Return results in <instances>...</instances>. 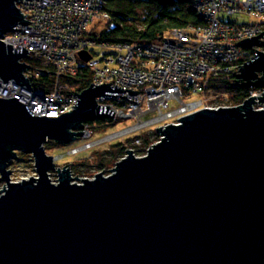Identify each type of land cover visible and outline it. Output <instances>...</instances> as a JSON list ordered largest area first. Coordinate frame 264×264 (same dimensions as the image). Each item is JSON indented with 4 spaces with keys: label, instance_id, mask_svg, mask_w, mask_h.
I'll use <instances>...</instances> for the list:
<instances>
[{
    "label": "water",
    "instance_id": "95a60500",
    "mask_svg": "<svg viewBox=\"0 0 264 264\" xmlns=\"http://www.w3.org/2000/svg\"><path fill=\"white\" fill-rule=\"evenodd\" d=\"M19 1L0 0V79L33 91L24 76L28 50L1 40L29 22ZM260 33L237 45H264ZM257 53L233 74L243 88L264 86V53ZM79 56L90 59L88 52ZM91 84L74 92L76 109L57 117L0 97V179L7 185L0 190V264H264V109L252 108L264 93L156 128L162 141L145 157L127 150L111 175L76 184L63 167L53 183L57 166L47 141L68 145L84 123L113 116L99 97L138 94ZM18 152L33 156L37 178L11 182L8 165Z\"/></svg>",
    "mask_w": 264,
    "mask_h": 264
},
{
    "label": "built area",
    "instance_id": "2783aa9c",
    "mask_svg": "<svg viewBox=\"0 0 264 264\" xmlns=\"http://www.w3.org/2000/svg\"><path fill=\"white\" fill-rule=\"evenodd\" d=\"M188 1L202 19V25L173 29L161 40L130 44L94 40L86 35L92 22L110 19L105 12L106 0H20L17 3L24 20L29 22L20 23L1 40L14 49L21 50L23 46L29 57L53 64L54 87L48 92L32 86L33 79L39 75L36 71L30 73V69L24 76L33 91L13 80L4 83L0 79L1 85L15 89L11 95L0 91V97L19 98L37 116L57 117L70 112L76 109L73 105L79 97L73 95L63 79L76 76L82 65L92 71L95 87L111 82L122 90L138 91L136 95L121 92L119 98L99 97L97 104L110 106L114 117L84 123L82 136L77 138L80 145L70 147L65 154L53 155L57 167L62 158L76 157L112 142L132 151L133 155L136 151L141 153L136 157H145L155 143L145 146L144 151L138 150L144 145L142 135L154 133L159 136L156 142H160L164 136L157 132L158 127L165 129L167 125L180 124V118L202 109L238 107L251 96H256L255 101H259L257 96H263L264 86L251 87L243 100L235 102L230 95L237 94L236 91L218 92L212 88L238 80L233 74L241 73L239 65L259 58L257 51L264 53L262 44L249 48L237 45L238 41L259 36L264 31V0ZM248 17L261 18V21H241ZM257 39L264 41V33ZM82 52H88L87 62L80 58ZM262 75L263 72L258 77ZM252 108L263 110L264 101L254 102ZM120 121L132 124L105 133Z\"/></svg>",
    "mask_w": 264,
    "mask_h": 264
},
{
    "label": "trees",
    "instance_id": "16d2710c",
    "mask_svg": "<svg viewBox=\"0 0 264 264\" xmlns=\"http://www.w3.org/2000/svg\"><path fill=\"white\" fill-rule=\"evenodd\" d=\"M105 12L109 14V20L100 32H86V35L94 40H101L115 44L140 43L161 40L173 29H185L203 24L202 19L192 8L188 0H106ZM31 70L38 72L39 77L33 79L32 86L50 92L54 87L55 67L46 61L28 57L24 59ZM92 71L82 65L77 75L66 76L63 83L68 85L73 92H81L92 85ZM241 83L224 82L215 85L212 90L233 92L231 100L238 102L247 96V88ZM144 145L149 146L150 137L145 136ZM118 152L124 156L126 148L121 145ZM110 154V152H109ZM114 154L108 159L113 162ZM107 160V159H106ZM85 165V164H84ZM103 162L99 164L102 167Z\"/></svg>",
    "mask_w": 264,
    "mask_h": 264
},
{
    "label": "rangeland",
    "instance_id": "374dc122",
    "mask_svg": "<svg viewBox=\"0 0 264 264\" xmlns=\"http://www.w3.org/2000/svg\"><path fill=\"white\" fill-rule=\"evenodd\" d=\"M245 20V22H250V23H259L261 21V18H244L241 19ZM106 25V22H92L87 30L88 32H100L104 30V26ZM35 70H30V73H33ZM196 96L195 98H197ZM175 103H171V106H174ZM95 122L97 123L98 120L96 119ZM131 121H120L117 123H114L111 128H109L105 133L110 134L114 131L121 130L124 127H127L131 125ZM99 136V135H96ZM145 136L150 137V142L151 143H157L156 141L159 139V136L154 134V133H149L144 134L141 136L142 140L144 139ZM101 137V136H100ZM81 141H74L69 143L68 145H63V144H57L54 141H47L45 144L44 148L45 151L49 155H55L58 156L59 154H65L67 151H69V148L72 146H77L80 145ZM129 145V143H127ZM143 144V142H142ZM154 144V145H155ZM146 145V144H145ZM145 145H142L139 147L138 150L144 151L145 150ZM121 150V147L117 146V144L108 143V144H103L101 147H97L91 151L88 152H83L79 156L76 157H66L62 158L59 160L58 167L55 170L50 171V178L53 183H57L58 179V172L56 170L61 169L63 167H67L69 165V170L71 172V182H74L76 184H81L83 183L82 180L79 179H88L92 180L96 174L103 173L105 176L113 174V171L111 169L115 168L117 166L116 163H119L121 160H123L122 155L118 152ZM110 152V154H109ZM127 152V151H126ZM114 154L115 159L112 163L108 161L109 158H111ZM126 154V153H125ZM124 154V155H125ZM135 156H139L141 153L136 151ZM107 159V160H106ZM103 162L102 167L99 166ZM71 163V164H69ZM85 164V165H84ZM8 169L11 171V182L16 183V182H22L23 179L27 180L30 179V177L37 178L38 173H36V168H35V162L33 159V156L30 154H23L21 152L17 153V157L15 160H12L9 162ZM103 171V172H102ZM74 177H77L78 179H75ZM1 178V175H0ZM4 187L6 188V182L0 179V190H3ZM4 191L0 192L2 194Z\"/></svg>",
    "mask_w": 264,
    "mask_h": 264
},
{
    "label": "bare ground",
    "instance_id": "6f19581e",
    "mask_svg": "<svg viewBox=\"0 0 264 264\" xmlns=\"http://www.w3.org/2000/svg\"><path fill=\"white\" fill-rule=\"evenodd\" d=\"M15 90L14 88L4 87L0 84V91L7 92L9 95H11L12 91Z\"/></svg>",
    "mask_w": 264,
    "mask_h": 264
}]
</instances>
